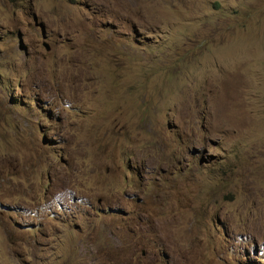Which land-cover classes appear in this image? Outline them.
<instances>
[{
    "label": "rangeland",
    "instance_id": "obj_1",
    "mask_svg": "<svg viewBox=\"0 0 264 264\" xmlns=\"http://www.w3.org/2000/svg\"><path fill=\"white\" fill-rule=\"evenodd\" d=\"M0 264H264V0H0Z\"/></svg>",
    "mask_w": 264,
    "mask_h": 264
}]
</instances>
